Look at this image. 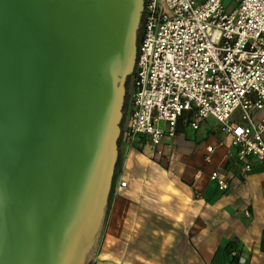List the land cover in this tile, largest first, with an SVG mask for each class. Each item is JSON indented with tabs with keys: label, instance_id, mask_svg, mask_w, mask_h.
<instances>
[{
	"label": "water",
	"instance_id": "obj_1",
	"mask_svg": "<svg viewBox=\"0 0 264 264\" xmlns=\"http://www.w3.org/2000/svg\"><path fill=\"white\" fill-rule=\"evenodd\" d=\"M143 3L0 0V264L92 252Z\"/></svg>",
	"mask_w": 264,
	"mask_h": 264
},
{
	"label": "crops",
	"instance_id": "obj_2",
	"mask_svg": "<svg viewBox=\"0 0 264 264\" xmlns=\"http://www.w3.org/2000/svg\"><path fill=\"white\" fill-rule=\"evenodd\" d=\"M209 117L194 129L191 113L180 115L175 135L159 145L162 155L146 138L124 136L89 264H264V162L250 157L242 172L220 125H204ZM213 170L226 178V189L210 179Z\"/></svg>",
	"mask_w": 264,
	"mask_h": 264
},
{
	"label": "built area",
	"instance_id": "obj_3",
	"mask_svg": "<svg viewBox=\"0 0 264 264\" xmlns=\"http://www.w3.org/2000/svg\"><path fill=\"white\" fill-rule=\"evenodd\" d=\"M232 1L229 7L225 0H144L129 80V141L144 137L162 155L159 145L187 111L194 129L209 116L220 123L242 172L250 170V157L264 162V0ZM236 109L240 121L232 118ZM254 111L263 114L256 118ZM210 179L228 187L217 170Z\"/></svg>",
	"mask_w": 264,
	"mask_h": 264
},
{
	"label": "rangeland",
	"instance_id": "obj_4",
	"mask_svg": "<svg viewBox=\"0 0 264 264\" xmlns=\"http://www.w3.org/2000/svg\"><path fill=\"white\" fill-rule=\"evenodd\" d=\"M227 1H228V0H227ZM230 4H231L230 7L234 6V3H233V2H231ZM128 78H129V80H130V75L126 78V81H125V85H124V86H125V95H126V94L128 95V102H129L131 86H130V82H129ZM124 98H125V96H124ZM123 104H124V103H123ZM121 112H122V115H121V119H120V123H119V128H120V135L122 134V138H124V136H125V130H126V124H127L128 105H127V108H126L125 110H124L123 107H122ZM189 114H190V112L183 111L182 114H181V116H182V117H184V116H189ZM232 118H234V119L240 121V117H239V109H236V110H235L234 114L232 115ZM203 123H204V125H206V124H207V125H211V126H213L214 128H216V127H218V125H220L219 122H217V121L214 122V120H212L211 117L207 118ZM122 140H123V139H122ZM123 147H124V143H123V141H122V142L117 146V149H118V148L121 149V148H123ZM101 229H102V226H101L100 231H99V233H98V235H97L96 242H95V244H94V247H93V249H92V252H91V253L89 254V256L86 258L84 264H89V263H90V258H91V256L93 255V252H94V250H95V248H96V246H97V243H98V240H99V237H100ZM87 253H88V252H87ZM87 253H86V254H87Z\"/></svg>",
	"mask_w": 264,
	"mask_h": 264
},
{
	"label": "trees",
	"instance_id": "obj_5",
	"mask_svg": "<svg viewBox=\"0 0 264 264\" xmlns=\"http://www.w3.org/2000/svg\"><path fill=\"white\" fill-rule=\"evenodd\" d=\"M141 35H142V21L140 22V27H139L138 32H137V42L141 38ZM128 80H129V78H128ZM127 105H128V95L126 94L125 98H124V104H123L124 110L127 108ZM122 139L123 138H122V134H121V135H119V138L117 140V145H119L122 142ZM120 164H121V150L118 148L117 157H116V161L114 164V170H113L114 173L112 175V182H111V187H110V191H109V195H108V208H109L111 197H112V186H113L114 179H115V171L120 167Z\"/></svg>",
	"mask_w": 264,
	"mask_h": 264
}]
</instances>
